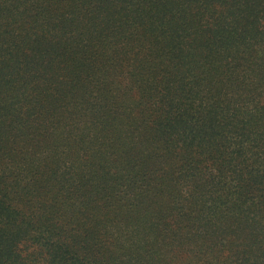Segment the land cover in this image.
Here are the masks:
<instances>
[{
  "label": "trees",
  "instance_id": "16d2710c",
  "mask_svg": "<svg viewBox=\"0 0 264 264\" xmlns=\"http://www.w3.org/2000/svg\"><path fill=\"white\" fill-rule=\"evenodd\" d=\"M0 264H264V0H0Z\"/></svg>",
  "mask_w": 264,
  "mask_h": 264
}]
</instances>
